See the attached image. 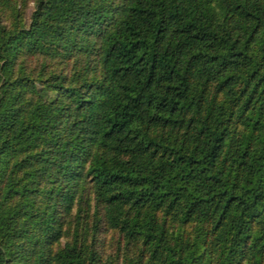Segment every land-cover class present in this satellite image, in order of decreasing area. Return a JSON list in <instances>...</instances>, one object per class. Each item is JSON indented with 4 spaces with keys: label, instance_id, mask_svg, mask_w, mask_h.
<instances>
[{
    "label": "trees",
    "instance_id": "obj_1",
    "mask_svg": "<svg viewBox=\"0 0 264 264\" xmlns=\"http://www.w3.org/2000/svg\"><path fill=\"white\" fill-rule=\"evenodd\" d=\"M0 264H264V0H0Z\"/></svg>",
    "mask_w": 264,
    "mask_h": 264
}]
</instances>
